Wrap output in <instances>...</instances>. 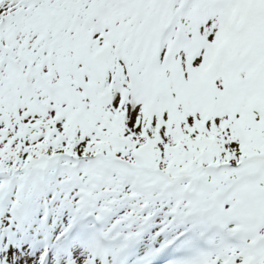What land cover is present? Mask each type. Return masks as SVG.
Here are the masks:
<instances>
[{
    "label": "snow or ice",
    "instance_id": "6c2138e0",
    "mask_svg": "<svg viewBox=\"0 0 264 264\" xmlns=\"http://www.w3.org/2000/svg\"><path fill=\"white\" fill-rule=\"evenodd\" d=\"M0 264H264V0H0Z\"/></svg>",
    "mask_w": 264,
    "mask_h": 264
}]
</instances>
